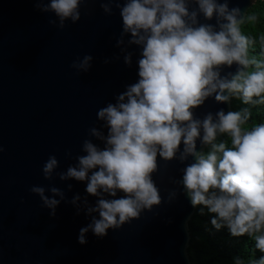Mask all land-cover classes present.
<instances>
[{
    "label": "clouds",
    "instance_id": "clouds-1",
    "mask_svg": "<svg viewBox=\"0 0 264 264\" xmlns=\"http://www.w3.org/2000/svg\"><path fill=\"white\" fill-rule=\"evenodd\" d=\"M33 2L37 10L58 19V24L50 19V25L64 29L68 21L81 20V5L89 0ZM92 2L106 15L119 9L122 31L117 46L129 67L134 53L128 47L138 46L140 58L138 80L126 85L115 102L98 109L101 126L89 129L76 163L58 172L60 162L53 155L43 165L46 180L86 182V193L97 197L95 206L88 195L76 194L68 201L77 214L85 211L91 217L80 229L78 242L86 244L89 231L107 236L109 229L120 230L160 206L164 200L153 176L160 171V159L176 160L186 166L173 183L182 187L192 207H200L202 214L207 209L214 229L248 237L261 254L247 259L237 255L233 264H264V122H253L251 111L264 106V34L244 31L258 15L251 8L230 7L233 0ZM93 59L86 54L71 67L80 74L88 72ZM233 65L234 72L224 73ZM210 97L227 104L235 98L251 107L197 117L195 109ZM72 187L67 185L69 191ZM31 192L53 217L67 200L65 191L55 186H33ZM121 192L124 195L117 198ZM179 194V188L171 190L168 203Z\"/></svg>",
    "mask_w": 264,
    "mask_h": 264
},
{
    "label": "water",
    "instance_id": "water-1",
    "mask_svg": "<svg viewBox=\"0 0 264 264\" xmlns=\"http://www.w3.org/2000/svg\"><path fill=\"white\" fill-rule=\"evenodd\" d=\"M257 2L233 0L230 7L247 10ZM81 17L60 29L49 24L55 15L37 10L33 0H0V264H192L188 224L196 208L173 183L182 178L185 164L160 159L153 179L164 202L120 230L109 229L107 236L89 231L86 244L78 237L91 217L85 211L77 214L68 202L76 194L88 195L86 182L44 177L50 156L59 160L58 172L76 163L89 129L101 126L98 109L138 80L140 48L128 47L134 53L129 67L117 46L119 9L106 15L99 3L89 0L81 5ZM86 54L94 57L92 67L80 74L71 65ZM235 70L233 65L223 71ZM220 109L230 111L232 104L210 97L195 114L203 118ZM197 145L201 150L199 141ZM33 186L65 191L67 200L55 217L31 192ZM177 188L180 194L169 204V193ZM88 200L95 206L97 197L88 195Z\"/></svg>",
    "mask_w": 264,
    "mask_h": 264
},
{
    "label": "trees",
    "instance_id": "trees-1",
    "mask_svg": "<svg viewBox=\"0 0 264 264\" xmlns=\"http://www.w3.org/2000/svg\"><path fill=\"white\" fill-rule=\"evenodd\" d=\"M251 11L257 14L259 19L250 25H246L244 31L258 37L264 34V0H258L251 7ZM231 104L232 110L251 107L243 105L240 100L235 98ZM251 111L253 122H264V106L252 107ZM210 218L207 209H204L202 214L200 207H197L195 214L189 221L191 241L188 255L192 264H233L232 258L237 255L245 259L261 255L255 251L253 241L248 237H232L227 229L217 231L210 224Z\"/></svg>",
    "mask_w": 264,
    "mask_h": 264
}]
</instances>
